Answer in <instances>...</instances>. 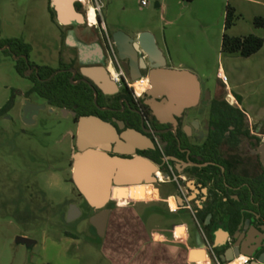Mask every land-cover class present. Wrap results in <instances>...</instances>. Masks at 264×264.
Here are the masks:
<instances>
[{"label": "rangeland", "instance_id": "rangeland-1", "mask_svg": "<svg viewBox=\"0 0 264 264\" xmlns=\"http://www.w3.org/2000/svg\"><path fill=\"white\" fill-rule=\"evenodd\" d=\"M148 1L149 4L144 6L142 0H92L99 7L97 13L107 27L105 30L110 33L109 36L105 33L106 43L109 38L114 43L120 62L113 35L122 30L134 37L137 30L142 29L152 32L165 50L167 46L175 47V61L187 62L194 74L198 73L199 66V74L212 72L214 68L218 72L220 63L228 68V54L218 48V32L204 25L201 13L205 0L192 3L186 0ZM225 2L228 1L223 0L221 5V20ZM80 11L86 16L84 4ZM218 15L217 11L216 21H219ZM51 20L48 0H0L1 34L18 35L13 37L25 41L28 38L35 40L37 51L42 46L44 50V45L54 38ZM92 26L86 21L78 27L80 37L86 43L96 40L90 35L100 34L101 29L105 31L103 24ZM199 50H207L208 56L199 57ZM74 54L77 60V52ZM64 58L67 59V52ZM243 61L233 62L236 73L248 74L244 79L256 82L252 84L253 88L260 87L259 94L253 98L264 97V72L246 66ZM171 64L167 62V66L173 68ZM104 66L108 68V61ZM212 80L211 96L227 97L224 89L218 88L217 73L212 75ZM202 84L206 86L204 78ZM32 85L30 77L19 73L16 57L0 49V109L14 94L18 96L20 91H26ZM25 98L23 95L17 97L16 112L19 115L12 111L0 117V264H106L101 249L105 237L99 235L91 222L97 210L90 206L71 180L74 119L34 94L30 99L47 107L36 116V123L27 124L20 117ZM177 190L175 183H156L153 187L138 189L132 195L170 198L176 196ZM118 193L125 195L126 191ZM71 201L83 209V215L74 220H69ZM150 207L162 209V212L150 213ZM139 208L152 228L172 229L179 221L176 214L170 213V202L146 201L140 203ZM188 220L192 222L190 218ZM19 236L32 238L37 243L29 247L17 241Z\"/></svg>", "mask_w": 264, "mask_h": 264}, {"label": "flooded vegetation", "instance_id": "flooded-vegetation-1", "mask_svg": "<svg viewBox=\"0 0 264 264\" xmlns=\"http://www.w3.org/2000/svg\"><path fill=\"white\" fill-rule=\"evenodd\" d=\"M93 35L103 49L101 64H105L108 61L106 37L97 33ZM76 50L78 54L79 51ZM140 57L146 55L143 53ZM120 59L122 66L131 75L130 61L121 57ZM63 64L67 68L59 69L60 64L57 67L58 72H72V83L85 81L84 75L82 78L78 77L80 73L83 74L84 67L79 54L77 60L75 54H72L70 62ZM88 84L98 98L101 89L94 82ZM201 88V95L197 100L183 108L180 114L172 115L165 123L160 120L150 103L152 97L147 93L151 87L141 97H135L130 90L132 95L121 99L118 95L126 88L119 86V91L112 95H107L101 90L105 106L98 103L100 112L95 115L115 128L117 139L112 144L111 154H117V147L123 150L133 148L135 153L119 155L130 158L140 155L157 166L153 173L156 182L143 183L141 188L142 185L153 187L156 183H175L178 187L176 195H181L187 201L185 206H181L177 200L179 207L175 213L183 210L196 216L206 241L213 248L217 242L215 232L221 228L228 231L230 236L225 237L222 234L218 241L227 240V247H232L236 243V232L245 230L248 221V230L255 233L258 232L256 228H259L262 231L261 236H264V116L251 115L243 100L234 101L229 97L211 96V93L208 96L209 90L202 86ZM29 90L30 88L17 94L26 97L20 117L25 123L34 124L42 109L27 121V103L46 107L47 105L31 100L32 95L27 94ZM18 96H15L13 106L6 113H1L0 117L12 111L16 112ZM40 98L64 112L65 116H72L74 119L76 128L71 131L74 146L70 170L71 180L75 184L74 156L80 151V119L83 115L81 116L77 109L52 105L46 98ZM10 100L11 98L8 102ZM134 133L137 134L135 138L132 137ZM72 205L79 207L71 201L68 206L70 210ZM81 211L83 215V209ZM214 250L222 261L223 250ZM242 251L245 254L237 258L246 257V263L257 258L251 256L255 252L254 246H246Z\"/></svg>", "mask_w": 264, "mask_h": 264}, {"label": "crops", "instance_id": "crops-1", "mask_svg": "<svg viewBox=\"0 0 264 264\" xmlns=\"http://www.w3.org/2000/svg\"><path fill=\"white\" fill-rule=\"evenodd\" d=\"M194 1L195 0L191 1L190 3ZM205 1L206 2L204 10L201 13L202 19L204 25H206L208 29H213L215 30V32H218L219 50H221L222 48V34L224 35V33L226 32L225 20L228 4H231L233 7H235L237 15L240 16L237 23L232 28L227 30L230 35L245 36L251 33H256L264 37V28L256 27L254 24L255 17H264V0H225L228 2H225V5L223 6V20L220 19L222 8L221 5L223 4V0ZM48 3L49 11L50 7H54V9L56 10L53 0H48ZM89 3H91L90 0ZM83 4L85 5L84 2ZM217 11L219 13V21H216V19H214ZM96 18L98 20L97 14ZM51 21L54 25V38L53 40H51V42L47 43L48 45H44V50L46 51V53L43 50V46L41 48L42 51H37L36 43L34 42L35 40L33 41L30 38L26 39V41L33 47V50L31 52V60L33 62L38 65H49L57 68L63 62L69 63L71 55L74 54L75 51H77L76 49H78L79 51L78 54L80 62L84 66L98 65V61H102L104 52L98 40L96 39L95 41L93 40L90 41V43H86L84 39L80 37L78 27L84 23L63 25L59 22L58 14L56 17V21L53 20V18ZM98 23L103 24V27H105L104 30L107 29L104 21L102 23ZM91 25L94 24H90V26ZM1 26L4 27L3 24ZM143 31L144 30L142 29L137 30L136 36ZM105 33L107 34V36L110 35V33L106 30H100L101 37L105 36ZM2 35L4 37L18 36L4 35L3 32ZM90 36V38H92L93 34ZM212 37L216 39L215 35H212ZM209 41L210 43L212 42V40ZM97 46L101 48V53L99 47ZM159 46L163 50V53L167 58V62L172 63V69L191 71L190 69L192 68L187 64V62L175 61V54L177 51L175 47L167 46L165 50L161 46V44H159ZM214 47L216 48L215 44ZM214 47L211 45V48ZM64 51H67L66 60L64 58ZM207 53V50L198 51V55L201 58L208 56ZM227 54L228 68L225 64L220 63L218 72L214 68L212 72H201L202 74H199V71H201V66L198 67V73H196L195 75L201 82V86L203 87L202 78H204L206 86L203 88L210 90V88L214 85L212 75L217 73L219 84L218 88L222 87L225 94L227 93V97L235 101L238 99V95L244 101L247 111L251 115L257 117L264 116V97L259 99L253 98L255 95L259 94L260 87L257 86L256 88H253L252 84H255L256 82H254L253 80H245L244 78H246L248 74L243 73L239 75V73H236L234 67V63L236 62V60H244L243 62H245L244 64L246 66L250 65L251 68L254 67L257 68L258 71L264 72V46L260 50V52L250 58L241 59L243 57H241L237 53ZM222 74L228 76L227 82H224L222 80ZM215 90H217V88ZM84 177L86 178V176ZM75 185L81 192L78 185L76 183ZM142 186L147 187L146 185ZM138 189H141V185L114 187L113 197L109 203V205L111 206L110 208L112 209L111 216L107 233L105 235L101 248L102 253L106 259V264H217L215 254L213 252V247H211V245H209V243L206 241L205 235L200 228L199 221L196 216L189 212H184L183 210L175 213L170 208V213L176 214L177 218L179 219V221L174 224L173 228H152L148 225L147 219L142 215L139 204L146 201L168 204L173 199V196L170 198L155 195L149 197H142L140 195L133 196L132 192H135ZM120 190H125L126 194H119L118 192ZM81 194L83 195L82 192ZM148 211L150 213L158 214L162 212V209L150 207ZM189 218L192 222L188 220ZM196 230H199V232ZM197 232L199 234V237L196 238L195 233ZM200 234L202 235L204 240H202ZM233 264L237 263L235 262Z\"/></svg>", "mask_w": 264, "mask_h": 264}, {"label": "water", "instance_id": "water-1", "mask_svg": "<svg viewBox=\"0 0 264 264\" xmlns=\"http://www.w3.org/2000/svg\"><path fill=\"white\" fill-rule=\"evenodd\" d=\"M53 1L61 24L86 23V16L77 8V2L81 0ZM159 5L158 2L157 6ZM113 39L120 57L130 61L131 77L138 80L145 73L150 77L151 89L147 95L152 97L150 103L162 122H167V119L174 114H180L183 108L200 97L201 82L196 75L189 70L169 68L167 58L152 32L144 31L133 37L120 30L113 35ZM99 49L101 53V48ZM143 53L146 57H140ZM98 63V65L82 68L84 80L88 83L94 82L107 95L117 93L118 84L107 67L101 64V60ZM207 94L209 96L210 91ZM45 108V105L28 102L25 107L26 120L29 121L33 114ZM136 136L137 134H132V137ZM116 139L117 133L110 123L97 115L81 117L80 151L74 156V181L90 206L98 210L92 215L91 222L102 237H105L109 225L112 209L108 206L113 197L114 187L156 182L153 173L157 170V166L149 159L140 155L131 158L119 155V153L131 155L135 153V149L123 150L117 147L115 149L117 154H111L112 144ZM127 139L129 140L128 137ZM130 144H132L131 141ZM176 198L181 206L186 205L187 201L181 195H176ZM81 215V209L77 205H72L69 220H74ZM248 229L249 221L245 230L240 229L236 232L234 236L236 243L232 247H227V240L218 241L222 234L229 237L228 231L221 228L215 232L217 242L214 248L223 250L221 255L223 262H234L241 254H245L242 250L246 246H254L255 252L251 256H257V258L246 264H264L262 231L256 228L258 232L254 233ZM17 241L29 247L37 243L36 240L26 236H19Z\"/></svg>", "mask_w": 264, "mask_h": 264}, {"label": "trees", "instance_id": "trees-1", "mask_svg": "<svg viewBox=\"0 0 264 264\" xmlns=\"http://www.w3.org/2000/svg\"><path fill=\"white\" fill-rule=\"evenodd\" d=\"M191 2L193 0H186ZM77 8L81 10L83 4L77 3ZM53 20L56 21L57 13L54 7H50ZM98 20L102 23V17L98 14ZM240 18L237 15L235 7L231 4L227 6V14L225 20L226 32L223 35L222 51L226 53H237L243 58H250L260 52L264 46V37L251 33L245 36H232L227 30L232 28ZM256 27L264 28V17L257 16L254 19ZM0 49L6 54L13 55L17 59L18 71L23 76H28L33 81V86L28 91V96L38 94L40 97L46 98L52 105L77 109L82 116L95 115L100 112L98 103L104 105V94L100 90L98 98L96 92L90 85L83 81L79 84L72 83L73 73L65 70L58 72L59 69L67 68L65 64L61 63L59 69L49 65H38L31 60V52L33 47L30 43L20 37L3 38L0 31ZM33 72H31V70ZM78 77H84L79 74ZM129 89H125L118 98L131 96ZM237 98L242 100L238 95ZM15 95L11 100L0 109L1 113H6L14 104ZM97 101V103H96Z\"/></svg>", "mask_w": 264, "mask_h": 264}, {"label": "built area", "instance_id": "built-area-1", "mask_svg": "<svg viewBox=\"0 0 264 264\" xmlns=\"http://www.w3.org/2000/svg\"><path fill=\"white\" fill-rule=\"evenodd\" d=\"M142 4L144 6L149 4L148 0H142ZM97 11L99 10V7H96ZM107 47V52H108V70L112 76V78L115 80V82L126 89L131 90L135 97H141L144 92H146L150 87H151V80L150 77L148 76L147 73H145L141 78L138 80H134L131 75L125 70V68L121 65V62L119 61L116 50H115V45L109 38L106 43ZM113 68V70H111ZM222 80L224 82L228 81V76L225 74H222ZM160 174V173H159ZM161 180L163 178L160 177ZM171 204V210L176 211L179 207V204L177 202L176 197H173ZM213 252L215 254L216 258V263L217 264H246L247 258L242 256L240 258H237L234 262L231 263H225L223 261H220L218 256L216 255L215 250L213 249ZM245 258V259H243Z\"/></svg>", "mask_w": 264, "mask_h": 264}, {"label": "bare ground", "instance_id": "bare-ground-1", "mask_svg": "<svg viewBox=\"0 0 264 264\" xmlns=\"http://www.w3.org/2000/svg\"><path fill=\"white\" fill-rule=\"evenodd\" d=\"M90 1L93 4L92 0H90ZM81 2L82 3L84 2L86 5V11H87V15H86L87 18L86 19H87L88 23L94 24V26H95L98 23V20L96 18V14L98 16L96 6L93 4V6L95 7V9H94L92 4L89 3V0H82ZM111 70H113V68H111Z\"/></svg>", "mask_w": 264, "mask_h": 264}]
</instances>
